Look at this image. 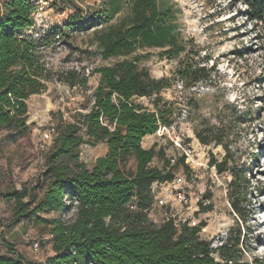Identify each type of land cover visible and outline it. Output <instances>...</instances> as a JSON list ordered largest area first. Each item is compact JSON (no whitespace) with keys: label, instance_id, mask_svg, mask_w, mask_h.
I'll return each mask as SVG.
<instances>
[{"label":"trees","instance_id":"16d2710c","mask_svg":"<svg viewBox=\"0 0 264 264\" xmlns=\"http://www.w3.org/2000/svg\"><path fill=\"white\" fill-rule=\"evenodd\" d=\"M244 1L252 19L258 20L255 12L262 10L264 0ZM37 9L33 0H0V129L11 134L29 129L27 100L45 91L53 78L43 61L41 38L26 32L34 25ZM120 9L119 0L111 1L106 12L112 15ZM131 10L129 19L98 37L105 59H124L94 69L100 80L90 110L76 112L71 120L61 111L54 113L55 136L39 182L5 194L7 200L14 201L10 224L28 221L48 229L55 252L48 264H261L240 259L244 241L240 224L234 240L227 239L213 248L210 241L200 237L199 225L176 223L172 215L161 223L149 218L154 202L152 184L171 181L176 168L189 165L185 156L172 163L156 143L150 148L142 145L143 139L155 134L161 125L170 127V110L162 91L172 86V80L153 77L141 61L151 55L146 52L150 48L165 47L162 55L172 57L184 46L176 31L172 6L162 7L158 0H133ZM81 18L79 14L70 17L69 26L77 25ZM178 75L197 83L210 77L211 68L182 65ZM58 79L71 87L88 82L75 70L61 73ZM140 98H148L154 107L139 102ZM195 133L203 144L223 142L219 127H200ZM85 143H102L108 150L88 166L81 160ZM130 156H135V171L126 170ZM157 157L164 162L163 167L153 165ZM225 162L213 159L211 165L223 172ZM234 178L231 205L246 221V170ZM40 187L43 194L38 197ZM70 209L74 214L66 220L64 213ZM51 212L60 215L51 219L42 215ZM3 244L9 254L0 252V264H34L4 238Z\"/></svg>","mask_w":264,"mask_h":264},{"label":"rangeland","instance_id":"374dc122","mask_svg":"<svg viewBox=\"0 0 264 264\" xmlns=\"http://www.w3.org/2000/svg\"><path fill=\"white\" fill-rule=\"evenodd\" d=\"M3 1V0H1ZM117 0H44L39 7L45 19L32 32L41 38L42 55L53 78L45 91L29 97V129L11 134L0 129V252L9 254L3 238L12 243L34 264H48L55 254L51 236L44 225L23 221L11 225L13 200L4 196L13 188H31L37 185L46 168V153L55 136L57 118L61 111L71 120L80 111L87 112L93 104V93L99 84L96 67L112 65L124 59L113 56L105 59L98 37L111 26L129 19L133 0H119L121 9L115 14L106 12L109 2ZM162 7L175 10L177 32L184 50L169 57L162 55L165 47L150 48L151 55L141 61L156 78L172 80V86L162 91L164 103L170 110L169 131L146 136L142 145L150 148L157 144L167 158L179 159L182 151L176 143L191 148L185 163L174 175L189 183L184 203L167 207H153L148 216L161 223L170 215L177 222L195 220L201 226L200 237L210 241L213 248L227 239H235L238 224L244 241L240 244V259L264 264V6L252 19L244 0H158ZM81 15V21L69 26V19ZM260 15V16H259ZM144 52V53H146ZM182 65L191 69L206 65L211 75L197 83L182 80L178 70ZM75 70L88 78L86 86H69L58 79L66 71ZM139 102L153 108L148 98ZM219 127L222 144H203L195 129ZM50 137L45 138V133ZM164 133V134H163ZM162 134V135H161ZM108 147L102 143H85L81 160L92 166ZM224 161L225 170L211 165ZM153 165L163 167L160 157ZM136 170L135 156H130L126 170ZM246 170L244 192L247 220L243 221L232 208L230 193L234 174ZM38 197L43 187L37 189ZM27 199V198H26ZM211 206L209 210L203 207ZM74 214L70 209L64 219ZM51 219L59 212L43 213ZM71 219V218H70ZM38 243L35 248L34 244ZM215 256L218 258L217 253Z\"/></svg>","mask_w":264,"mask_h":264},{"label":"built area","instance_id":"2783aa9c","mask_svg":"<svg viewBox=\"0 0 264 264\" xmlns=\"http://www.w3.org/2000/svg\"><path fill=\"white\" fill-rule=\"evenodd\" d=\"M43 1L44 0H33V2L38 5V9L33 15L34 25L26 31L28 34H32V32L37 29V26L41 24V22L45 19V14L44 12H42V8L39 7V4H41ZM164 131H169V127L165 125H161L157 132L161 133ZM50 135H51L50 132H46L45 138H49ZM176 144L178 148L182 151V156L185 155L187 157L190 156L189 151H191V148L186 147L180 143H176ZM187 157H185V160H187ZM170 160L172 161V163H174L176 161V158L172 157ZM189 186L190 185L187 182V180L182 176H176L171 181H167V182L155 181L151 186V193L152 196L154 197L152 208L153 207L170 208L171 204L186 202V197H187L186 188H188ZM132 207L135 208V205H133ZM185 221H189V224L192 226H195L197 224L195 220L190 221V219L189 220L186 219ZM176 223H178L177 220ZM177 226H179V224H177ZM34 246L35 248H37L38 243H35Z\"/></svg>","mask_w":264,"mask_h":264},{"label":"crops","instance_id":"0c3cea01","mask_svg":"<svg viewBox=\"0 0 264 264\" xmlns=\"http://www.w3.org/2000/svg\"><path fill=\"white\" fill-rule=\"evenodd\" d=\"M147 136H149V135H147ZM105 145V144H104Z\"/></svg>","mask_w":264,"mask_h":264}]
</instances>
